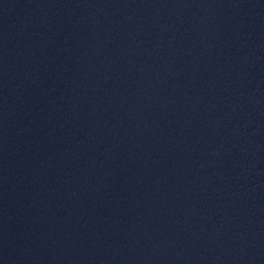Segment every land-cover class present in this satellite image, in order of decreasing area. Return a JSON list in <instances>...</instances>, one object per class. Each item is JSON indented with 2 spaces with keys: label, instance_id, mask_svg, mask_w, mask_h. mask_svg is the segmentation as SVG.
Instances as JSON below:
<instances>
[{
  "label": "water",
  "instance_id": "water-1",
  "mask_svg": "<svg viewBox=\"0 0 264 264\" xmlns=\"http://www.w3.org/2000/svg\"><path fill=\"white\" fill-rule=\"evenodd\" d=\"M0 264H264V0H0Z\"/></svg>",
  "mask_w": 264,
  "mask_h": 264
}]
</instances>
